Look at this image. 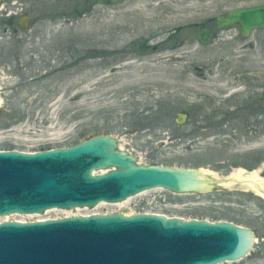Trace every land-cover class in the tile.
Returning a JSON list of instances; mask_svg holds the SVG:
<instances>
[{
    "label": "rangeland",
    "instance_id": "1",
    "mask_svg": "<svg viewBox=\"0 0 264 264\" xmlns=\"http://www.w3.org/2000/svg\"><path fill=\"white\" fill-rule=\"evenodd\" d=\"M260 5L264 0H0V152L67 149L112 136L140 165L203 169L219 179L260 170L264 179V30L243 38L215 24L231 10ZM203 30L214 35L207 45L197 37ZM244 53L249 58L240 62ZM237 73L244 80L232 98L227 82ZM236 102L231 123L225 113ZM181 114L187 118L179 124ZM93 213L228 222L254 230L256 250L264 238V199L238 186L183 196L153 190L123 206L70 215ZM234 264H264V256Z\"/></svg>",
    "mask_w": 264,
    "mask_h": 264
},
{
    "label": "water",
    "instance_id": "2",
    "mask_svg": "<svg viewBox=\"0 0 264 264\" xmlns=\"http://www.w3.org/2000/svg\"><path fill=\"white\" fill-rule=\"evenodd\" d=\"M126 0H96L119 5ZM218 30L243 37L264 29V5L236 9L216 19ZM27 19L20 23L26 28ZM210 31L198 38L208 44ZM185 115L177 122L184 123ZM106 171V173L99 174ZM220 180L202 170L143 166L98 136L67 149L0 152V217L52 209H93L164 189L177 195L214 192ZM254 234L227 222L185 221L122 213L0 225V264H221L244 259Z\"/></svg>",
    "mask_w": 264,
    "mask_h": 264
},
{
    "label": "bare ground",
    "instance_id": "3",
    "mask_svg": "<svg viewBox=\"0 0 264 264\" xmlns=\"http://www.w3.org/2000/svg\"><path fill=\"white\" fill-rule=\"evenodd\" d=\"M248 58H249L248 54L244 53L240 58H238V60L240 62L241 61L244 62V60H248ZM238 68H240V67H238ZM241 80H244V79L241 77V74L237 73V74L231 75V79L227 82V89L228 88H232V90H233L230 93V96L232 95V98L233 97L236 98V96H238L237 94L241 93L240 89H239V84H240ZM249 82H250V80H249ZM252 84H254V83L252 82ZM253 94H254V91H252L251 96ZM1 103H2V100L0 99V104ZM253 111H255V110H253ZM234 114H235V112H232V111H229V113L228 112L225 113V115L227 116V119H229L230 122H231V120L233 118V123L234 122L236 123L237 119H238V116L234 115ZM120 149L122 150V147ZM103 173H106V171H104ZM202 173L203 174H206V173L207 174H212V173L207 172V171H202ZM220 184L224 188H227V189H230V190H232V189H234L235 187L238 186V187H240V188H242V189H244L246 191L252 192L256 196L264 199V179L260 177L259 170H256V171H253V172H250V173H247L246 171H244L242 169L234 170L233 173L231 174L230 178L227 179V180H223V182H221ZM128 201H130V200H127V201H125L123 203L116 204V205L123 206V205L127 204ZM104 205H106V204L100 203L97 206L96 209H98V208H100L101 206H104ZM54 211H57V210H51V211L45 212L44 214L47 215V214L52 213ZM63 211L67 212V215H70L71 213H74V212L80 211V210L79 209H74V210H63ZM34 216L35 215H32V217H34ZM11 218H12V216H9V217H6L4 219L10 220ZM29 218H31V215L29 216ZM24 219L25 218H23V220Z\"/></svg>",
    "mask_w": 264,
    "mask_h": 264
},
{
    "label": "flooded vegetation",
    "instance_id": "4",
    "mask_svg": "<svg viewBox=\"0 0 264 264\" xmlns=\"http://www.w3.org/2000/svg\"><path fill=\"white\" fill-rule=\"evenodd\" d=\"M216 24V23H215ZM214 36V35H213ZM236 108L234 109H232V112H235V114L234 115H237L238 116V110H240V107H239V105L237 104V102H236V104H233ZM233 107V106H232ZM236 116V117H237ZM252 230V229H251ZM253 232H254V234H255V236H257V233L254 231V230H252ZM258 243L260 244V242L258 241ZM261 247H262V249L260 248V249H257L256 250V248L254 247V249H253V251H252V253L249 255V256H247L244 260H247L249 257L252 259V260H255V259H257V257L259 256V255H261V256H264V238L261 240ZM256 253V255H254ZM244 260H242V261H240V262H243Z\"/></svg>",
    "mask_w": 264,
    "mask_h": 264
}]
</instances>
